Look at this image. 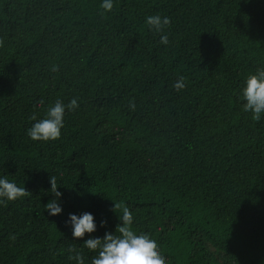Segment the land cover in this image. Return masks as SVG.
<instances>
[{"label":"trees","instance_id":"1","mask_svg":"<svg viewBox=\"0 0 264 264\" xmlns=\"http://www.w3.org/2000/svg\"><path fill=\"white\" fill-rule=\"evenodd\" d=\"M99 3L0 0V176L28 192L0 204V264H74L69 245L90 264L68 213L92 212L102 238L117 202L168 264H264V118L238 97L264 67V0H115L103 16ZM158 13L167 46L144 24ZM72 98L59 140L27 137ZM50 175L61 215L45 211Z\"/></svg>","mask_w":264,"mask_h":264},{"label":"clouds","instance_id":"2","mask_svg":"<svg viewBox=\"0 0 264 264\" xmlns=\"http://www.w3.org/2000/svg\"><path fill=\"white\" fill-rule=\"evenodd\" d=\"M114 6L115 0H100L98 5L100 14L103 16L111 13ZM144 24L149 31L159 35L161 45L169 44V36L165 33L166 27L171 24L169 16L159 13L148 15L144 19ZM56 70L54 65L52 71ZM173 87L177 91L183 90L186 87L185 78L179 76ZM238 97L244 113L251 114V118L255 121L264 118V67L244 75ZM79 106L77 98H72L67 104L62 100H56L47 107L42 118L36 115L30 118L33 123L26 130L27 137L36 142L59 140L65 126L66 111H75ZM130 107L134 110L135 103L130 102ZM49 183L52 198L45 204V211L49 216L61 215L63 214V193L58 190L57 176L50 175ZM27 193L25 187H21L14 179H9L6 175L0 176V204L20 200ZM110 211L116 214L119 223L115 231H105L102 238L91 235L98 228L92 212L68 213L66 224L71 229L73 239H83L85 234H89V237L83 239L81 244L83 249L94 254L91 256L90 264H168L166 253L158 240L150 232H138L134 228V216L126 203H114ZM106 225L107 220L99 221V227ZM11 239L14 240L15 237L12 236ZM66 251L69 261L74 264H87L82 249L69 245Z\"/></svg>","mask_w":264,"mask_h":264}]
</instances>
